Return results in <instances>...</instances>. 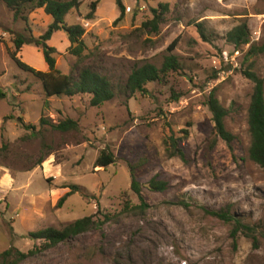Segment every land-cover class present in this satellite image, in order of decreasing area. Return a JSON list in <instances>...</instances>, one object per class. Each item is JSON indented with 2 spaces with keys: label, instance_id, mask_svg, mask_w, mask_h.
Wrapping results in <instances>:
<instances>
[{
  "label": "rangeland",
  "instance_id": "obj_1",
  "mask_svg": "<svg viewBox=\"0 0 264 264\" xmlns=\"http://www.w3.org/2000/svg\"><path fill=\"white\" fill-rule=\"evenodd\" d=\"M80 1L64 20L84 27L83 55L66 50L62 31L48 43L56 48L61 73L84 65L110 79L114 97L94 106L86 95L46 97L40 81L14 64V38L37 37L51 18L40 9L23 22L0 1V251L39 244L26 236L29 231L109 213L115 217L100 227L20 264H264V169L248 157L253 82L242 73L248 68L264 80V52L246 55L252 43L264 40V0H121L119 21L115 0H99L92 19L83 15L93 0ZM164 3L168 9L158 30L143 27L151 9ZM242 23L250 41L234 48L225 34ZM168 54L176 56L179 69L169 71L164 83L147 84L152 96H127L123 87L131 70L144 62L159 67ZM17 55L36 70L47 69L33 43ZM211 91L227 109L230 144L215 136L208 147L215 135L206 104ZM65 119L77 128L62 132L49 125ZM171 135L183 159L167 150ZM102 150L113 154V164L95 166ZM129 165L148 204L142 214L120 212L127 199L139 203L130 190ZM154 175L168 182L166 190L146 187ZM69 184L92 197L75 192L57 206ZM221 209L241 223L209 213Z\"/></svg>",
  "mask_w": 264,
  "mask_h": 264
},
{
  "label": "trees",
  "instance_id": "obj_2",
  "mask_svg": "<svg viewBox=\"0 0 264 264\" xmlns=\"http://www.w3.org/2000/svg\"><path fill=\"white\" fill-rule=\"evenodd\" d=\"M0 1H2L13 13L14 19H20L23 22H27L28 15L40 8L43 9L44 14L49 15L51 18L45 31L37 37H34L33 35L27 37L20 34L17 35L13 40L14 49L9 52L10 59L19 69L32 73L40 81L46 97L60 95H86L88 96L89 104L93 106L100 105L114 97L115 91L110 79L95 69L83 65L76 73L64 74L56 68L54 56L56 48L48 43L54 33L62 31L65 34L69 41L66 50L77 58H80L83 55V51L86 48L83 41V34L85 32L84 27L80 23L67 24L64 20L65 16L71 10H78L81 4L80 0ZM115 1L119 10V15L116 20L119 21L124 15L125 7L121 0ZM98 2L99 0H93L88 3V11L83 15L84 19H92L94 17ZM167 9V3L159 4L158 8H152L151 17L142 23L143 27L156 32L159 23L164 19V14ZM200 32L202 37L207 39L206 35L202 31ZM225 40L234 48L248 44L250 41L248 26L245 23L234 26L226 32ZM176 41L177 40L175 39L169 44L167 48L168 51H171L174 48ZM31 43L40 48L43 60L47 66L45 71L34 69L22 61L17 55L18 51L24 44ZM261 52H264V40L260 44L252 43L249 46L246 55L250 56ZM179 65L178 59L173 54L165 55L163 62L159 67L153 63L144 62L131 70L123 89L127 96H132L135 93H140L147 97L152 96L147 88V84L152 82H166L169 71L179 69ZM242 73L253 82V88L247 109V125L249 133V146L247 150L248 157L259 167L264 169V80L248 68L243 70ZM3 95L4 94L0 92V97ZM171 95L176 99L177 96L174 95V93ZM206 104L212 114V128L215 134L214 138L209 141L208 147H211L215 143V136L230 144L233 141L234 136L225 128L224 118L227 114V109L219 103L212 91L207 96ZM17 120L26 129H34V125L24 123L20 117H18ZM40 121L41 123H47L44 119H41ZM49 125L52 129L62 132L77 128L76 121L72 119H65L57 123L50 122ZM182 133H184L185 137L187 135V130H183ZM168 138L170 142H168L167 150L171 155H178L183 159L184 153L182 149L179 148L177 139L172 135ZM45 156L46 154H43L39 158L38 163H40ZM114 161V156L111 152L102 150L95 160V166L106 167L113 164ZM128 168L131 177L130 190L138 197L139 203L131 204L127 199L123 202L120 212L142 214V212L148 207V204L142 198V185L135 177L134 167L129 165ZM145 185L150 191H164L168 188V182L158 178L157 175L152 176ZM66 187H68L69 190L57 200V206L62 205L66 198L75 192H81L85 197H92L77 184H69ZM181 204L187 207V204L184 202H181ZM98 211H100L99 206ZM209 213L213 216L220 217L225 221L232 219L235 223H241L237 215H229L227 210H211ZM113 217L115 216L109 213H102L101 218L92 214L77 218L58 228L48 226L38 230L29 231L26 236L34 242L40 241V243H35L27 251H22L14 246H10L0 251V264H20L36 254L52 248L59 243H63L91 228L100 227L105 222L112 220Z\"/></svg>",
  "mask_w": 264,
  "mask_h": 264
},
{
  "label": "crops",
  "instance_id": "obj_3",
  "mask_svg": "<svg viewBox=\"0 0 264 264\" xmlns=\"http://www.w3.org/2000/svg\"><path fill=\"white\" fill-rule=\"evenodd\" d=\"M40 9H41V13H43V9H42V8H40ZM40 9H37V10H40ZM37 10H36V11H37ZM48 16H49V15H48ZM54 34H55V33H54ZM54 34H53V35H54ZM52 37H53V36H52ZM44 63H45V62H44Z\"/></svg>",
  "mask_w": 264,
  "mask_h": 264
},
{
  "label": "built area",
  "instance_id": "obj_4",
  "mask_svg": "<svg viewBox=\"0 0 264 264\" xmlns=\"http://www.w3.org/2000/svg\"><path fill=\"white\" fill-rule=\"evenodd\" d=\"M127 8H128V7H127ZM128 9H130V7H129Z\"/></svg>",
  "mask_w": 264,
  "mask_h": 264
}]
</instances>
